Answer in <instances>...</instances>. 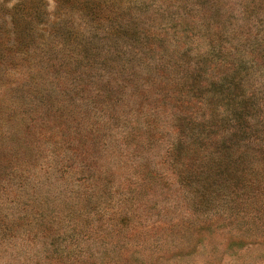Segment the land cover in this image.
Here are the masks:
<instances>
[{"label":"rangeland","instance_id":"1","mask_svg":"<svg viewBox=\"0 0 264 264\" xmlns=\"http://www.w3.org/2000/svg\"><path fill=\"white\" fill-rule=\"evenodd\" d=\"M0 264H264V0H0Z\"/></svg>","mask_w":264,"mask_h":264}]
</instances>
